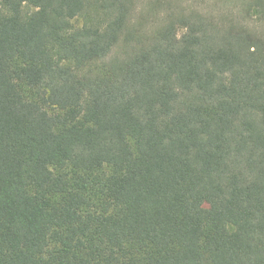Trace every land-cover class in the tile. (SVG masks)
Returning a JSON list of instances; mask_svg holds the SVG:
<instances>
[{
  "label": "trees",
  "instance_id": "obj_1",
  "mask_svg": "<svg viewBox=\"0 0 264 264\" xmlns=\"http://www.w3.org/2000/svg\"><path fill=\"white\" fill-rule=\"evenodd\" d=\"M0 264H264V0H0Z\"/></svg>",
  "mask_w": 264,
  "mask_h": 264
},
{
  "label": "rangeland",
  "instance_id": "obj_2",
  "mask_svg": "<svg viewBox=\"0 0 264 264\" xmlns=\"http://www.w3.org/2000/svg\"><path fill=\"white\" fill-rule=\"evenodd\" d=\"M188 1H190V0H186V2H188Z\"/></svg>",
  "mask_w": 264,
  "mask_h": 264
}]
</instances>
